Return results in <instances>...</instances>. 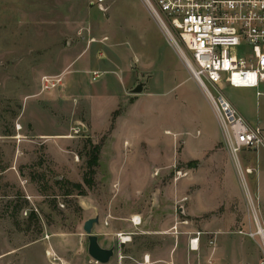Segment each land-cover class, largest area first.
<instances>
[{"label":"rangeland","instance_id":"obj_1","mask_svg":"<svg viewBox=\"0 0 264 264\" xmlns=\"http://www.w3.org/2000/svg\"><path fill=\"white\" fill-rule=\"evenodd\" d=\"M169 41L143 0H0V264H264L236 162L224 157L223 181L197 182L168 160L202 131L203 95ZM43 76L61 82L43 88ZM94 216L99 244L114 247L106 263L87 252Z\"/></svg>","mask_w":264,"mask_h":264},{"label":"built area","instance_id":"obj_2","mask_svg":"<svg viewBox=\"0 0 264 264\" xmlns=\"http://www.w3.org/2000/svg\"><path fill=\"white\" fill-rule=\"evenodd\" d=\"M109 0H91L103 8ZM175 46L191 78L204 92L216 118L222 142L233 161L246 149L264 147L260 127L250 124L228 101L225 87H248L260 95L264 80V0H143ZM91 79L100 76L91 71ZM43 88L59 77L43 76ZM253 214L256 217L254 207ZM137 218V219H135ZM133 224L140 219L131 217ZM256 222V220H255ZM256 222L257 233L258 226ZM252 235V233H251ZM260 235V234H259ZM190 239L189 248L199 243ZM147 259V256H145Z\"/></svg>","mask_w":264,"mask_h":264},{"label":"crops","instance_id":"obj_3","mask_svg":"<svg viewBox=\"0 0 264 264\" xmlns=\"http://www.w3.org/2000/svg\"><path fill=\"white\" fill-rule=\"evenodd\" d=\"M259 89L261 91L260 95L264 96V80L260 83ZM223 90L225 97L237 111L250 124L260 127L264 135V105L259 107L258 98L260 95H256L255 89L228 86ZM197 101L195 119L202 127V131L199 129L196 130L193 147H188V143L185 140H182L180 143L174 141L168 160L181 162L186 165L191 164V168L186 171V176L190 175L193 181L196 180L199 182L204 178H212L214 180L213 182H221L228 171L223 163L224 157L230 158L232 162L233 159L223 145L221 131L204 92ZM204 110L207 113L211 112L213 116L212 121L214 123H212V127L203 124ZM238 162L242 180L246 184L248 192L253 199V207L257 221L260 226H264V147L260 146L256 149L241 151L238 155ZM209 168L218 169L219 172L215 174L209 173L207 171ZM228 168L230 169L229 166ZM232 169L231 172L229 171L230 173L232 171L234 173ZM192 195L190 198L193 199ZM127 215L128 217L136 215L138 218L142 216L137 211H129ZM248 222H250V219H248ZM249 224L251 226V222Z\"/></svg>","mask_w":264,"mask_h":264},{"label":"water","instance_id":"obj_4","mask_svg":"<svg viewBox=\"0 0 264 264\" xmlns=\"http://www.w3.org/2000/svg\"><path fill=\"white\" fill-rule=\"evenodd\" d=\"M143 88V82L139 81L131 89L133 93L140 92ZM99 221L98 216L89 217L83 222V230L87 234V252L96 261L100 263H106L109 261L110 257L114 253V247H102L98 242V237L96 234L92 233V227L95 223Z\"/></svg>","mask_w":264,"mask_h":264},{"label":"trees","instance_id":"obj_5","mask_svg":"<svg viewBox=\"0 0 264 264\" xmlns=\"http://www.w3.org/2000/svg\"><path fill=\"white\" fill-rule=\"evenodd\" d=\"M90 150L88 151L90 157L87 161V171H86V175L84 176V183L87 186H92L93 185V175L95 173V166L98 164V154H99V149L100 146L99 145H93L90 143ZM73 187L82 188V185L80 183H71ZM82 190V189H81ZM83 194V191H80Z\"/></svg>","mask_w":264,"mask_h":264},{"label":"bare ground","instance_id":"obj_6","mask_svg":"<svg viewBox=\"0 0 264 264\" xmlns=\"http://www.w3.org/2000/svg\"><path fill=\"white\" fill-rule=\"evenodd\" d=\"M255 220H256V222H257L256 217H255ZM260 227H261V226L259 225V226H258V234H260V235L263 237V232H262V229H261ZM192 241H193V243H198V240H196V239H193ZM147 260H149V259H148V256H147L146 261H147ZM168 264H170V263H168Z\"/></svg>","mask_w":264,"mask_h":264}]
</instances>
